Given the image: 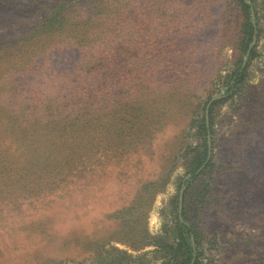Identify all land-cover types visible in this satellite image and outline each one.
I'll return each mask as SVG.
<instances>
[{"label":"rangeland","instance_id":"rangeland-1","mask_svg":"<svg viewBox=\"0 0 264 264\" xmlns=\"http://www.w3.org/2000/svg\"><path fill=\"white\" fill-rule=\"evenodd\" d=\"M30 1L39 12L28 14ZM52 3L0 0V132L25 126L38 145L40 133L56 142L0 156V264H171L181 190L197 232L191 264H264V0H68V25L96 13L107 20L91 21V35L106 48L132 41L136 54L131 86L93 107L87 134L80 106L60 117L54 106L96 49L77 50L70 31L39 32ZM14 9L26 13L11 23ZM247 13L255 31L243 52ZM240 65L246 78L232 91ZM210 102L211 165L188 185ZM63 158L70 168L49 166Z\"/></svg>","mask_w":264,"mask_h":264},{"label":"trees","instance_id":"trees-1","mask_svg":"<svg viewBox=\"0 0 264 264\" xmlns=\"http://www.w3.org/2000/svg\"><path fill=\"white\" fill-rule=\"evenodd\" d=\"M33 1V0H32ZM60 1V3H59ZM68 0H58L60 4L58 11L51 10L46 14V17L42 20L41 24H34L39 28V32L44 31L45 33H52L53 36L59 37V40H63L66 37L67 32L70 31L72 35V39H76L75 46L77 50H88V49H96L93 52V56L91 60L88 61L87 65L84 67L83 71H76L70 74L68 77V81H65L61 84V89L66 93L62 100H59L56 104L54 117H60L62 114V108H69L71 104H77L80 106L79 112L76 116L78 120H84L82 122L83 130L86 133L88 128L87 125L93 117V114L90 116L89 112L92 111L93 107L99 109L101 103L104 102V96L110 90L115 89H122L128 88L131 86V82L133 81L132 76L136 71V54L131 51L134 48L132 41H126L121 45H117L115 47L106 48L104 45V36H96V34L91 35L95 27L93 26L91 21H105L107 19L97 15L96 13L90 14L86 17L85 21L76 22L73 25H68L69 19H71V15L69 16L68 12H61V9L64 7ZM58 3L49 4L47 5L49 8H54L58 5ZM61 3H63L61 5ZM242 5L247 11H249L250 6L246 5L242 2ZM39 4L30 3L25 7L28 11V14L33 12H39ZM31 8H36V10L31 11ZM38 10V11H37ZM26 13L25 10H11L10 13H6L9 16V21L12 22L15 20L14 14L16 13ZM47 12H44V14ZM24 15V14H20ZM248 15V13H247ZM8 21V20H7ZM114 21H119L118 18H114ZM101 26V25H100ZM133 27V26H132ZM71 28V29H69ZM103 29H107L108 27H104ZM136 29V27H135ZM255 27L250 22L249 15L247 16V21L244 25V34L240 36L239 40L243 47V52H246L248 49L249 44L252 42V36L254 34ZM80 32L85 35L83 38H79ZM23 35L21 39L30 40L36 37L33 35V32H28L25 34L22 30ZM40 34V33H39ZM14 34L12 33V36ZM91 35V37H89ZM93 36V37H92ZM86 37V38H85ZM58 40V39H57ZM10 42L2 49H6L9 47ZM90 54L89 51H87ZM254 50H251L250 56L253 57ZM246 71L245 68L240 65L231 75L229 79V85L232 91H235L240 88V86L244 83L246 78ZM105 92L101 97L100 93ZM121 100L117 98V102ZM218 103L213 102V104ZM91 106V107H90ZM212 106H210L208 111V119L206 118V106L201 108L202 110V117L198 123L199 133L203 135V151L198 148V145L194 148L196 150L195 156L191 158V162L189 164V171L188 174L191 175L190 179L186 180L188 185H191L194 181H196L199 177L203 176L206 169L211 165V159L208 160L209 149H208V139L207 136L212 134L213 129V121L211 119L212 113ZM59 112V113H57ZM100 113V111H99ZM72 115V113H70ZM99 115V114H98ZM127 117H131L129 114L122 116L119 120L126 121ZM98 118L100 119L101 116L99 115ZM29 130L25 128V126H17L14 125H6L3 131L0 132V156L2 153L4 155L18 152L19 148H32L33 145H36L38 149L40 148H54L56 145L55 140L49 136L48 134L40 133V140H45L47 142L46 145H38V139H31L28 136ZM87 134V133H86ZM30 151V149H28ZM51 155H55L53 151ZM63 160H57L54 162V159L51 160L49 166L56 164H62L64 166L71 167V159L70 158H63ZM98 158L97 160H99ZM87 163L82 164V167L79 169L81 173L87 170ZM48 170H53L49 169ZM54 168V167H52ZM184 196V194H183ZM184 201V200H183ZM182 201V208L181 212L176 215L177 221L176 226L178 227L179 236L177 242L175 243L176 247H173L175 251H177L172 257L171 264H191L193 260H197V255L195 254V246L197 245V232L195 227L192 223H189L185 218V206L184 202ZM195 245V246H194ZM180 251H182L180 253ZM180 260V257H183ZM195 257V258H194Z\"/></svg>","mask_w":264,"mask_h":264},{"label":"water","instance_id":"water-1","mask_svg":"<svg viewBox=\"0 0 264 264\" xmlns=\"http://www.w3.org/2000/svg\"><path fill=\"white\" fill-rule=\"evenodd\" d=\"M215 98L212 99V101L214 100ZM210 104L211 102L207 105L206 107V118L208 119V111H209V108H210ZM208 145H209V148L211 146V140H210V136L208 137ZM183 193L184 191L181 190L180 192V211H181V208H182V201H183Z\"/></svg>","mask_w":264,"mask_h":264}]
</instances>
